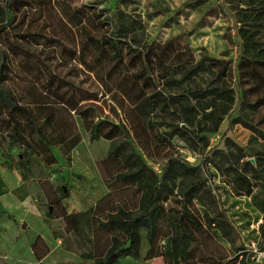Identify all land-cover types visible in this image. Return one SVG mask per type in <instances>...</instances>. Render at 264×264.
Listing matches in <instances>:
<instances>
[{
  "label": "rangeland",
  "instance_id": "1",
  "mask_svg": "<svg viewBox=\"0 0 264 264\" xmlns=\"http://www.w3.org/2000/svg\"><path fill=\"white\" fill-rule=\"evenodd\" d=\"M262 2L256 0L252 11L245 9L247 0H14V20L0 32L3 83L32 111V119L17 117L34 152L27 169L26 146L11 140L15 121L0 103V164L14 170L12 181L21 182L26 205L35 202L43 210L44 221L28 213V234L39 230L50 250L42 260L30 248L16 246L19 255L10 253L18 226H4L15 213L0 211V243L9 256L0 264H97L95 251L105 253L113 232L98 227L96 213L106 217L118 204H139L141 189L123 177L126 165L109 155L112 143L126 135L157 170L176 154L195 164L204 161L223 225L205 222L204 207L194 199L189 206L198 221L187 224L193 233L189 252L172 259L166 242L181 213L180 195L172 193L163 201L155 242L143 228L139 257L124 256L117 264H264V138L237 121L245 117L264 129V82L239 67L244 51L239 27L264 16ZM119 15L132 26L120 37L121 53L104 40L117 38ZM253 38L261 43L247 52L264 57V28ZM205 55L222 60L213 67L221 78L212 84L225 86L223 96L189 92L212 77L208 68L187 75ZM185 74L182 82L174 81ZM159 89L181 94V100L167 107L161 101L148 116L140 114L136 104ZM198 100L223 118L204 115L194 107ZM162 119L166 122L159 123ZM96 120H102L101 135L93 138ZM175 123L183 127L170 134ZM245 158H254L260 172L244 169ZM65 210L79 212L80 227L69 228Z\"/></svg>",
  "mask_w": 264,
  "mask_h": 264
},
{
  "label": "trees",
  "instance_id": "2",
  "mask_svg": "<svg viewBox=\"0 0 264 264\" xmlns=\"http://www.w3.org/2000/svg\"><path fill=\"white\" fill-rule=\"evenodd\" d=\"M14 0H0V18L4 19L9 16L7 22L0 23V32L6 30L14 20L13 3ZM222 7L226 8L227 1L222 2ZM256 0H247V7L245 9L255 10ZM261 11H264V0L262 2ZM258 13V12H256ZM264 13V12H262ZM251 27H242L241 31L243 52L239 62V67L244 66V69L248 68V74L256 79L258 82H264V57L257 58L254 55H249L247 52L250 48L255 47L261 41L255 40L253 37L258 29L264 28V16L259 17L254 15L247 20ZM131 24L126 23L119 15V20L116 24L115 35L117 38L104 37L105 41H111L117 53H121L122 35H125L128 29H131ZM221 58L213 55H205L189 67L187 75L189 76L193 72H198L203 69H209L212 72V77L206 81L205 85L200 89H190L189 92L194 97L208 96L210 94L213 97L223 96L226 93V88L223 84H212L217 79L221 78L220 70H215L213 67L215 64L220 63ZM6 64V55L0 50V103L5 107L8 113L13 117L15 121L14 132L11 135L12 141L21 142L26 146L28 156L25 158V167L31 169L30 159L34 152V146L31 140L22 132L20 128V120L17 117V113H23L28 118L32 119V111L28 106L21 104L16 96L5 86L4 79V66ZM227 64L220 66L224 71ZM187 77L186 74L175 82H182ZM181 94H166L163 90H156L151 94L145 96L135 106L137 111L144 115L148 114L157 107L162 101L163 107H167L170 103L179 102L181 100ZM195 108L201 109L204 115L217 116L220 119L223 118L221 113L216 110L208 111L207 107L201 105L198 100ZM101 121H95L93 124L92 137L98 138L101 135ZM147 121L154 123L152 118H147ZM237 121H241L244 125L253 129L258 135L264 138V129L257 124L251 122L245 117H238ZM164 123L166 120L162 119L159 123ZM115 126L120 127L119 124ZM179 123H175L172 130L169 131L173 134L175 130L182 128ZM38 137L43 140L38 126ZM214 129H217L214 128ZM113 129L110 130V132ZM108 137L118 138L113 134H107ZM123 136L112 143L109 150V155L113 159L121 160L127 167L126 172L123 173V177L127 180L134 181L141 189V195L139 204L135 208L127 207L122 204H118L117 207L108 210L106 217L95 215V220L98 227L105 231H112L111 242L107 247V250L103 255L97 254L95 251V257L97 264H117L119 259L124 256L139 257L140 245L142 241L141 227H147V235L151 243L155 242V239L159 231V222L163 217V201L169 197L172 193H178L180 195L181 213L177 219L173 222V231L168 235L166 254L172 257V259H179L186 256L189 252L193 233L187 228V224L195 223L198 221L194 212L191 210L189 203L194 199H197L204 207L203 219L209 224L223 225V217L219 211L216 195L213 192V187L209 182V177L204 166V161L199 163H192L188 159L181 155H171L162 167L157 170L150 165L143 155L135 148L133 140ZM208 140L206 141V144ZM239 149H243L241 145L237 144ZM205 160H212L214 164L218 162L214 157H206ZM242 167L248 169L252 167L256 172H260L259 168L253 164L251 159L245 158L242 162ZM247 180V174L242 173L239 175ZM247 191H251V186H248ZM67 194V191H64ZM106 196L98 200L96 204L97 210L100 203ZM64 217L68 218L69 228L75 229L79 223V212L64 211ZM97 243V241H96ZM42 245V247L40 246ZM34 253L39 259H42L50 250L49 244L46 242L42 235H38L32 244Z\"/></svg>",
  "mask_w": 264,
  "mask_h": 264
},
{
  "label": "crops",
  "instance_id": "3",
  "mask_svg": "<svg viewBox=\"0 0 264 264\" xmlns=\"http://www.w3.org/2000/svg\"><path fill=\"white\" fill-rule=\"evenodd\" d=\"M16 173H18V175L20 176L19 172H16ZM13 176H15L14 170H12L11 168L7 166L0 164V211L4 215H7L8 213H15V215H13L12 218L10 217L9 220L6 219L5 224L7 225L4 226V229L7 228L8 225H12L13 223L18 226V228L16 229V233H15L16 237L14 241L12 242V246L9 247V251L10 253L19 255L18 253H14L13 249L16 246H19L20 249L30 248L31 251L34 252L32 248L33 242L35 241L38 235L43 236V234L39 230L35 231L34 233L28 234V231L31 228V222L30 220H28V216H29L28 213H32L35 218L41 219L42 221H44L45 216H44L43 210L39 207L37 203L30 201L29 204L26 205L27 204L26 195H25V192L22 190V184L21 182L18 183V182L12 181ZM14 207H16L17 209L21 211L18 212L16 211V209L11 210V208H14ZM21 208L24 209L23 212ZM24 223H26L27 225L25 226ZM80 226H81V221H79L78 223V227ZM143 228L144 227H141L142 238H143V233H144ZM24 232L27 233L28 235L27 234L24 235L23 234ZM44 239L46 240L45 237ZM7 258H9V256L4 253L1 247V243H0V259L6 260Z\"/></svg>",
  "mask_w": 264,
  "mask_h": 264
},
{
  "label": "water",
  "instance_id": "4",
  "mask_svg": "<svg viewBox=\"0 0 264 264\" xmlns=\"http://www.w3.org/2000/svg\"><path fill=\"white\" fill-rule=\"evenodd\" d=\"M252 161H254L255 159L254 158H251Z\"/></svg>",
  "mask_w": 264,
  "mask_h": 264
},
{
  "label": "built area",
  "instance_id": "5",
  "mask_svg": "<svg viewBox=\"0 0 264 264\" xmlns=\"http://www.w3.org/2000/svg\"><path fill=\"white\" fill-rule=\"evenodd\" d=\"M218 135H220V134H218Z\"/></svg>",
  "mask_w": 264,
  "mask_h": 264
}]
</instances>
